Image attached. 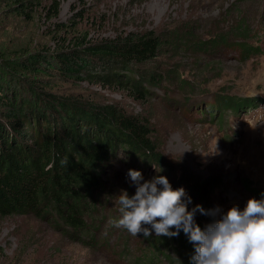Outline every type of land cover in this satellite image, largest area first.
<instances>
[{
  "label": "rangeland",
  "instance_id": "1",
  "mask_svg": "<svg viewBox=\"0 0 264 264\" xmlns=\"http://www.w3.org/2000/svg\"><path fill=\"white\" fill-rule=\"evenodd\" d=\"M241 21L249 29L245 44L253 51L245 55L242 40L231 32ZM151 30L164 39L175 35L179 42L157 60L161 70L175 71L176 79L153 89L148 100L58 75L40 84L60 97L113 104L149 119L167 166L112 162L97 199L94 236L65 233L51 214L0 217V264H191L182 237L156 250L148 243L157 237L154 231L148 238L134 237L116 227L119 195L131 197L136 190L129 170L141 172L142 182L163 175L174 190L210 180L203 197L186 192L189 211L196 205L219 207L215 217L196 214L204 228L234 206L242 211L249 199H264V0H33L26 14L0 0V59ZM223 34L228 46L199 48V40ZM219 97H229L228 108L212 107ZM247 100L256 103L253 108L242 104Z\"/></svg>",
  "mask_w": 264,
  "mask_h": 264
},
{
  "label": "trees",
  "instance_id": "2",
  "mask_svg": "<svg viewBox=\"0 0 264 264\" xmlns=\"http://www.w3.org/2000/svg\"><path fill=\"white\" fill-rule=\"evenodd\" d=\"M32 1L8 0V4L16 13L26 14ZM231 32L242 40L241 54L253 52L245 44L249 29L243 21ZM225 35L199 40V48L228 46ZM175 37L164 39L152 30L133 31L94 44H61L52 51L0 59L1 218L51 214L66 228L65 233L94 236L97 199L111 164L126 159L132 164L134 160L144 166L151 162L156 167L167 166L157 152L149 119L127 114L113 104L60 97L40 83L58 75L68 81L119 87L137 101L148 100L153 89L176 79L175 71L161 70L157 63L166 49H176L179 40ZM219 103L220 108H228L231 100L219 97L212 107ZM242 104L251 109L256 103L247 100ZM209 182L194 181L186 192L201 198ZM181 237V246L193 256L194 246L183 231L148 243L156 250L167 249Z\"/></svg>",
  "mask_w": 264,
  "mask_h": 264
},
{
  "label": "clouds",
  "instance_id": "3",
  "mask_svg": "<svg viewBox=\"0 0 264 264\" xmlns=\"http://www.w3.org/2000/svg\"><path fill=\"white\" fill-rule=\"evenodd\" d=\"M128 176L136 190L131 197L127 192L119 195L121 218L116 227L134 237L143 233L145 238L152 231L170 238L183 231L194 246L191 264H264V199H249L242 211L234 206L202 230L196 214L215 217L219 207L205 210L196 205L189 211L191 197L182 187L174 190L167 177L158 174L142 182L141 172L135 170H129Z\"/></svg>",
  "mask_w": 264,
  "mask_h": 264
}]
</instances>
